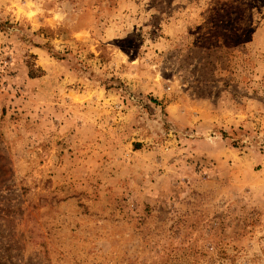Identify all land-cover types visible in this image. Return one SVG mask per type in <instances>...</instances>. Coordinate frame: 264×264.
I'll return each mask as SVG.
<instances>
[{
    "label": "rangeland",
    "instance_id": "1",
    "mask_svg": "<svg viewBox=\"0 0 264 264\" xmlns=\"http://www.w3.org/2000/svg\"><path fill=\"white\" fill-rule=\"evenodd\" d=\"M0 264H264V0H0Z\"/></svg>",
    "mask_w": 264,
    "mask_h": 264
}]
</instances>
